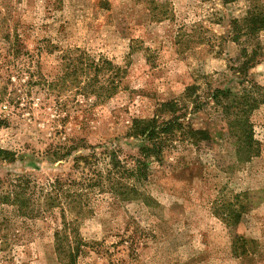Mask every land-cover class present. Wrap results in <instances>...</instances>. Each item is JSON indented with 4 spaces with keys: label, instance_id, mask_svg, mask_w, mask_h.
<instances>
[{
    "label": "rangeland",
    "instance_id": "1",
    "mask_svg": "<svg viewBox=\"0 0 264 264\" xmlns=\"http://www.w3.org/2000/svg\"><path fill=\"white\" fill-rule=\"evenodd\" d=\"M249 5L0 0V149L9 154L0 157V264H67L54 237L65 222L82 243L77 264H264V33L244 44L261 53L248 78L238 72L235 42V19ZM81 53L123 69L116 95H83L71 76L59 83ZM246 98L258 100L247 119L260 153L250 160L235 145L237 102ZM167 102L176 104L173 117L211 140L175 138L143 183L135 177L139 141L128 134L136 119H170L158 111ZM116 162L135 173L119 183L137 198L110 193ZM99 176L104 188L87 187ZM57 179L69 191L63 210L48 204ZM17 194L24 212L4 203ZM238 196L249 210L235 230L221 216ZM235 231L257 251L235 257Z\"/></svg>",
    "mask_w": 264,
    "mask_h": 264
},
{
    "label": "trees",
    "instance_id": "2",
    "mask_svg": "<svg viewBox=\"0 0 264 264\" xmlns=\"http://www.w3.org/2000/svg\"><path fill=\"white\" fill-rule=\"evenodd\" d=\"M224 4L234 3L241 0H222ZM251 2L245 15L240 19H235V42L240 44L241 47V60L242 64L238 67V72L243 74L245 78H248V71L254 68L259 63L261 53L259 52L260 45H254V48L249 51L244 46L245 43L250 44L256 41L261 33H264V4H261L259 0H246ZM103 4H106L103 1ZM90 60V61H88ZM86 61H88L86 63ZM73 73L67 72L61 78L59 83L62 86H66L67 80L70 78L73 83H84L82 91L83 95L94 96L97 99L107 97L111 98L117 94V90L120 87V81L118 80L123 74V69L115 65L109 59L100 57L99 59H92L81 53L74 59ZM247 76V77H246ZM248 82V79H245ZM242 83H244V81ZM256 83H252V86ZM219 94L224 97H228L230 94L229 90H218ZM216 97V95H215ZM235 97V102H236ZM258 103L257 98L244 99L243 103L237 102L240 106L238 115L243 116V122L239 126V132L235 129V145L237 155L245 156L248 160L256 157L260 153L259 143L254 140L253 131L248 126L247 115L249 111L253 110L255 104ZM162 114L169 111L171 114L170 119L163 120L160 116H156L152 119H136L133 121L130 133V138H135L139 141L138 155L135 160L138 165L136 168V174L130 173L124 170V167L119 166L120 162H116L115 169L110 171L106 178L110 183L109 191L112 195L119 197L123 201H130L136 197V189L131 188L128 184L119 183V177L122 173L125 175L135 174L137 180L143 183L148 180V167L152 162V159L160 161L163 157V151L168 147V144H172L175 138H182L192 145H199L202 142L210 141L211 136L206 130H194L191 126L185 125L180 121V117H173L176 113V104L174 102H167L160 104L158 109ZM173 113V114H172ZM237 125L240 122L235 120ZM176 133L179 134L176 137ZM8 152L0 149V157L3 156L5 159L8 158ZM80 159V156H75V163ZM241 161V158H238ZM134 176V175H132ZM104 179L99 176L93 184L87 185V187H102L104 188ZM62 179H57L52 185V191L50 192V198H48L49 208L54 210L56 207L64 209L60 202L63 197L69 198V191H65ZM16 194V192H15ZM133 194V196H132ZM12 202V203H11ZM4 203L7 204H19L18 211H23L24 203H19V195L17 197L9 198L6 197ZM230 212L222 215L221 218L225 220L227 227H231L238 230L239 225L242 222L243 216L248 212V205L244 202L239 201V196L235 203V209L229 207ZM27 213L29 211H26ZM229 218V219H227ZM64 229H59L55 232V252L60 261L66 262L67 264H77V256L80 253V247L82 243L79 235L74 232V228L70 229L68 223H64ZM73 245V246H72ZM258 243L254 240L248 239L235 231V257H244L249 254H253L257 251Z\"/></svg>",
    "mask_w": 264,
    "mask_h": 264
}]
</instances>
